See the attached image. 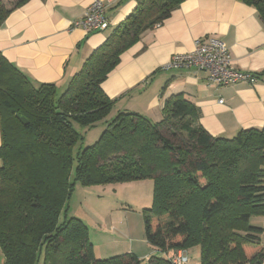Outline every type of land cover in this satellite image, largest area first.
Segmentation results:
<instances>
[{"label": "trees", "instance_id": "16d2710c", "mask_svg": "<svg viewBox=\"0 0 264 264\" xmlns=\"http://www.w3.org/2000/svg\"><path fill=\"white\" fill-rule=\"evenodd\" d=\"M28 0L6 9L0 27ZM184 0H136L135 8L83 62L66 88L33 86L0 54L1 264H170L165 254L199 247L200 264H264V126L213 137L183 95L164 101L156 123L133 113L110 122L114 100L101 84L142 34ZM264 25V0H239ZM105 129L90 146L77 127ZM153 182L144 211L146 243L161 251L143 263L132 253L96 259L88 229L67 218L76 183ZM63 219L60 222V216Z\"/></svg>", "mask_w": 264, "mask_h": 264}, {"label": "crops", "instance_id": "0c3cea01", "mask_svg": "<svg viewBox=\"0 0 264 264\" xmlns=\"http://www.w3.org/2000/svg\"><path fill=\"white\" fill-rule=\"evenodd\" d=\"M93 1L28 0L0 27V54L33 86L54 84L61 93L136 6V0H114L106 8L110 25L105 31L72 28ZM204 37L221 40L233 68L256 74L257 83L217 87L194 69L168 68L173 55L191 52L194 41ZM101 89L114 100L109 115L133 113L156 123L164 101L181 94L198 109V123L213 137L259 130L264 126V25L253 7L239 0H184L121 55Z\"/></svg>", "mask_w": 264, "mask_h": 264}, {"label": "rangeland", "instance_id": "374dc122", "mask_svg": "<svg viewBox=\"0 0 264 264\" xmlns=\"http://www.w3.org/2000/svg\"><path fill=\"white\" fill-rule=\"evenodd\" d=\"M15 1L18 0H2V3L8 9ZM113 118L115 115H109L105 121L110 122ZM105 121L97 123L90 130L77 127L84 137L82 147L95 143L105 129ZM152 191L153 182L149 179L105 186H82L76 183L66 204V216L77 218L85 224L96 259L132 253L136 257L137 254H144V257L138 258L146 263L153 256H161V251L150 247L144 238L143 216L144 211L151 206ZM62 219L63 215L59 221ZM250 225L264 229V216L252 217ZM260 239L264 243V232ZM186 251L188 264H200L199 247Z\"/></svg>", "mask_w": 264, "mask_h": 264}, {"label": "built area", "instance_id": "2783aa9c", "mask_svg": "<svg viewBox=\"0 0 264 264\" xmlns=\"http://www.w3.org/2000/svg\"><path fill=\"white\" fill-rule=\"evenodd\" d=\"M114 0H95L86 8L83 16L72 23V28L86 32L105 31L110 25L106 8ZM170 69H194L205 75L207 82L217 87H227L238 83L254 85L256 74L241 72L231 65L225 44L215 37L198 38L189 53L175 54L168 64ZM221 103V101H219ZM170 264H188V255L182 250H171L165 254Z\"/></svg>", "mask_w": 264, "mask_h": 264}]
</instances>
